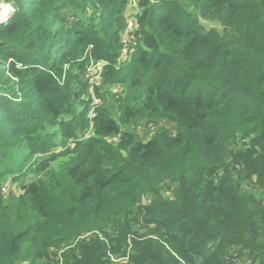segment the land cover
Wrapping results in <instances>:
<instances>
[{"label": "trees", "instance_id": "16d2710c", "mask_svg": "<svg viewBox=\"0 0 264 264\" xmlns=\"http://www.w3.org/2000/svg\"><path fill=\"white\" fill-rule=\"evenodd\" d=\"M6 1L0 264H264V0Z\"/></svg>", "mask_w": 264, "mask_h": 264}, {"label": "rangeland", "instance_id": "374dc122", "mask_svg": "<svg viewBox=\"0 0 264 264\" xmlns=\"http://www.w3.org/2000/svg\"><path fill=\"white\" fill-rule=\"evenodd\" d=\"M1 3H7L9 5L10 12H8L7 14H3V10L1 9ZM14 12H15V9L11 3H8L6 0H0V16L3 17V19L0 20V23H5L8 20H10V18L14 14ZM139 13H140V8L137 6V3H134V4L130 3V5L128 6L127 11L125 13L126 17H128V23H127L126 32H124V34H123V38H124L123 39V46H124L123 49H124V51H123V55L120 59L121 63H126L127 61L131 60V56H132V54H133V52H134V50L138 44L139 39L141 38V35H139L137 32H135L136 26H135V20H133V18L138 16ZM8 17H9V19H7ZM203 23H204L206 29L207 28L208 29L215 28V26L220 28V26L216 22L214 23V22H210V21H203ZM104 69H105V65H103L102 63H98V64L92 63L90 68H89V71H88L89 83L100 85L102 83V80H103L102 75L105 73ZM117 91L118 90L115 91V89H113L114 93L113 92L110 94L108 93L109 94V95L107 94L109 96L108 99L111 100L114 97V95L116 94L115 92H117ZM93 100H94V104H100V105L104 104L103 101L101 102L100 98L95 97ZM142 120L143 121H141L140 123H139V121H136V123L138 125L134 126L133 129L135 130L138 139H140L141 141H147L148 139H150L154 135L155 130L152 127V125H148V120H146V119H142ZM162 126L167 128L170 133L174 134L176 128L174 127V125L172 123L166 122ZM78 135L84 136L82 134L80 135V133ZM117 139H118V137H113L112 139H110V142L116 143ZM57 143H59L58 139H57ZM60 146H64V145H60ZM27 152H28V148L25 147L23 150V153H27ZM41 156L43 157L44 155L37 154L34 156L33 160L36 161ZM61 162H62L61 158L58 161L54 162L52 164V169L58 170ZM6 165L9 167L15 168L10 163H6ZM29 170H30V167L26 166V167H24L23 171H20V169H18V170L13 171V172L4 173L3 176L0 175V198L3 197V199H7L11 194H14L16 196L21 195L23 193L22 185L24 183L28 184L36 178L35 174ZM24 173H27V175H28L26 181H24L22 179ZM166 185L167 186L162 188V190H161V194L164 196H166V194H169V191H167L166 188L171 187V184L169 185V182H167ZM3 188L7 189V193L4 195L2 194ZM148 197L149 198L151 197V199H152V195H150V196L145 197V199L142 200V202H144L146 204L151 202V199H149ZM96 234H98V233H96ZM86 236H88V235L86 234Z\"/></svg>", "mask_w": 264, "mask_h": 264}, {"label": "bare ground", "instance_id": "6f19581e", "mask_svg": "<svg viewBox=\"0 0 264 264\" xmlns=\"http://www.w3.org/2000/svg\"><path fill=\"white\" fill-rule=\"evenodd\" d=\"M5 6L7 7V11H5ZM1 9L3 10V14H7L8 12H10V8L7 3H1Z\"/></svg>", "mask_w": 264, "mask_h": 264}, {"label": "built area", "instance_id": "2783aa9c", "mask_svg": "<svg viewBox=\"0 0 264 264\" xmlns=\"http://www.w3.org/2000/svg\"><path fill=\"white\" fill-rule=\"evenodd\" d=\"M7 193V189L6 188H3L2 189V194L4 195V194H6Z\"/></svg>", "mask_w": 264, "mask_h": 264}, {"label": "clouds", "instance_id": "9594fccd", "mask_svg": "<svg viewBox=\"0 0 264 264\" xmlns=\"http://www.w3.org/2000/svg\"><path fill=\"white\" fill-rule=\"evenodd\" d=\"M5 11H7V7L5 6ZM3 19V17L2 16H0V20H2Z\"/></svg>", "mask_w": 264, "mask_h": 264}]
</instances>
